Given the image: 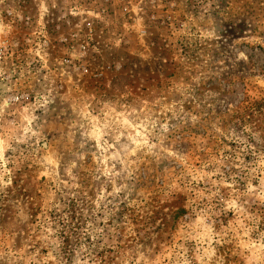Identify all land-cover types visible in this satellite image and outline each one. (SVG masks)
Segmentation results:
<instances>
[{
	"label": "rangeland",
	"instance_id": "1",
	"mask_svg": "<svg viewBox=\"0 0 264 264\" xmlns=\"http://www.w3.org/2000/svg\"><path fill=\"white\" fill-rule=\"evenodd\" d=\"M0 264H264V0H0Z\"/></svg>",
	"mask_w": 264,
	"mask_h": 264
}]
</instances>
